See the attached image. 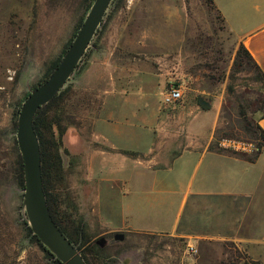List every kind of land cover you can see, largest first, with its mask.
Here are the masks:
<instances>
[{
	"label": "rangeland",
	"instance_id": "obj_1",
	"mask_svg": "<svg viewBox=\"0 0 264 264\" xmlns=\"http://www.w3.org/2000/svg\"><path fill=\"white\" fill-rule=\"evenodd\" d=\"M89 2L0 0V264H55L30 238L23 222L22 188L14 178L19 153L14 113L47 66L63 55ZM170 85L180 86L182 97L165 104L163 95ZM61 89L66 91L59 114L65 128L60 148L64 181L55 191L60 194L62 220L84 233L87 245L99 247L106 264H264V245H238L225 239L198 245L177 234L105 228L94 212L93 196L125 193L126 186L119 179L109 181L102 166L88 164L94 161L93 155L102 154L99 148L111 149L101 144L88 149L77 140L78 132L89 139L96 118L104 124L106 119L117 123V115L108 111L124 109L137 125L129 127L123 117L117 124H108L106 128L127 125L122 135L108 133L115 143L156 148L150 126L182 130L189 111L203 110L193 121L208 129L211 115L216 116L212 149L237 157L262 152L255 119L264 112V80L256 65L239 52V43L211 0H112ZM163 113H174L176 118L163 119ZM174 135L166 133L156 152L168 149ZM111 156L119 165L121 154ZM261 157L255 173L264 167V152ZM208 158L196 167V159L190 164L183 158L169 173L168 183L180 193L191 177L195 186L208 167ZM259 193H264V176ZM189 207L190 203L182 219ZM259 210L264 211V206ZM117 234L123 239H117Z\"/></svg>",
	"mask_w": 264,
	"mask_h": 264
},
{
	"label": "crops",
	"instance_id": "obj_2",
	"mask_svg": "<svg viewBox=\"0 0 264 264\" xmlns=\"http://www.w3.org/2000/svg\"><path fill=\"white\" fill-rule=\"evenodd\" d=\"M211 2L219 11L225 27L249 51L264 74V0ZM202 111H189L184 116L188 122L182 130L177 131L176 127H165L161 124L149 127L150 136L155 139L157 147L162 145L166 133L175 134L169 138L171 143L168 144L172 147L162 152L165 154L164 160L162 153L156 152L157 147H151L152 144L147 148L140 143L124 147L115 143L108 133L122 135L128 130L127 125H109L106 128L108 124H117L119 118L123 117L129 127L137 125L130 122L132 116L124 109L108 111L109 114L117 115V123L106 119L104 124V121L96 118L89 139H84L78 132V142L85 143L88 149L104 145L107 149L123 151L99 148L98 151L102 154L96 153L93 155L94 161H88L90 165L99 168L102 166L109 181L119 179L126 186L125 193L94 194V212L105 228L177 234L198 245L211 243L216 239L234 241L238 245H264V211L259 210L264 206V193H259L264 167L255 173L264 147L253 162L210 149L216 116L211 115L210 127L204 128L193 121L195 115ZM135 114L137 115L136 112ZM157 117L159 118L158 115ZM174 117L176 118L174 113L161 115L163 119ZM256 122L264 130V113L256 117ZM182 133L183 137L180 135ZM176 144L181 146L175 147ZM114 154H121L123 158L119 165L111 158ZM206 157H209L208 167L195 186L192 177L182 193L176 186L168 183L169 173L182 163L183 158L190 164L196 159V167ZM225 168H229V171ZM249 172L254 174L249 175ZM243 175L246 177L242 180ZM240 183L249 185V188H243L245 184ZM188 203L189 210L182 219Z\"/></svg>",
	"mask_w": 264,
	"mask_h": 264
},
{
	"label": "water",
	"instance_id": "obj_3",
	"mask_svg": "<svg viewBox=\"0 0 264 264\" xmlns=\"http://www.w3.org/2000/svg\"><path fill=\"white\" fill-rule=\"evenodd\" d=\"M93 0L78 31L50 75L32 87L20 104L15 141L22 161L23 188L20 208L32 235L63 264H86L78 244L54 222L48 210L40 174L38 139L32 120L36 109L50 101L64 86L89 46L110 2ZM123 239L122 234L116 235Z\"/></svg>",
	"mask_w": 264,
	"mask_h": 264
},
{
	"label": "trees",
	"instance_id": "obj_4",
	"mask_svg": "<svg viewBox=\"0 0 264 264\" xmlns=\"http://www.w3.org/2000/svg\"><path fill=\"white\" fill-rule=\"evenodd\" d=\"M92 2L93 0H90L88 4V9L90 8ZM82 21L83 20L79 22L76 32L78 31ZM72 39L69 40L67 47L69 46ZM67 47L65 48V50L67 49ZM239 52L243 53L250 61H252L256 65V63L253 61L251 54L244 47L243 44H239ZM61 57L56 58L50 63V65L47 66V68L43 72L42 77L37 83L42 82L48 75L52 73V71L55 69L58 62L60 61ZM256 67L258 68L257 65ZM258 70L259 77L264 80V74L259 68ZM65 95L66 91L64 89H61L50 101L46 102L45 104L39 106L36 109L32 120L33 129L37 136L39 145L42 188L45 194L48 210H50V214L54 222L68 237V239H70L73 243L78 244V249L86 264H106V262H104V256H102L101 253L102 250L95 244L87 245V243L89 242L87 236L84 233L79 232L78 229H74L73 227H70L68 223L64 222L61 216L62 213L60 212V194L57 193L55 189L59 184H62L64 181V169L62 165V156L60 154V148L62 147L61 137L65 132V128L62 126L59 114L60 104L65 98ZM18 110L19 107L14 113L15 117H17ZM241 116L244 120L247 121L244 112H241ZM14 126L16 127L15 121ZM255 126L260 134L259 138L260 141H262L261 147H264V130L257 124L256 119ZM211 147L212 146H209L210 149H212ZM259 153L260 152L254 155H246L245 153H242L240 154V157L247 161L253 162L257 159ZM14 178L16 185L20 188H23L22 161L18 152L16 154L14 166ZM23 222L25 224L26 232L30 234V238L41 248V250L44 251L46 257L48 259H51L55 264H63L57 258H55L51 252L47 251V249L38 241L35 235L31 234L24 217Z\"/></svg>",
	"mask_w": 264,
	"mask_h": 264
},
{
	"label": "built area",
	"instance_id": "obj_5",
	"mask_svg": "<svg viewBox=\"0 0 264 264\" xmlns=\"http://www.w3.org/2000/svg\"><path fill=\"white\" fill-rule=\"evenodd\" d=\"M182 97V89L178 85H170L167 91L163 95V102L165 104H173L179 101ZM189 249L192 252H195L196 249L194 246L189 245Z\"/></svg>",
	"mask_w": 264,
	"mask_h": 264
}]
</instances>
